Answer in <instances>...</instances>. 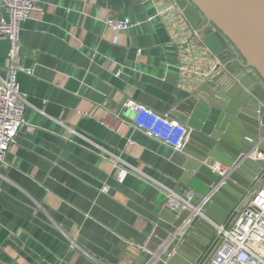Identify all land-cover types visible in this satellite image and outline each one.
I'll return each mask as SVG.
<instances>
[{
	"label": "crops",
	"instance_id": "0c3cea01",
	"mask_svg": "<svg viewBox=\"0 0 264 264\" xmlns=\"http://www.w3.org/2000/svg\"><path fill=\"white\" fill-rule=\"evenodd\" d=\"M39 2L19 40L34 69L18 74L27 124L0 162V264H136L176 165L170 146L126 123L125 103L178 118L209 50L160 0ZM108 17L135 25L114 31ZM10 45L0 40L4 77Z\"/></svg>",
	"mask_w": 264,
	"mask_h": 264
},
{
	"label": "water",
	"instance_id": "95a60500",
	"mask_svg": "<svg viewBox=\"0 0 264 264\" xmlns=\"http://www.w3.org/2000/svg\"><path fill=\"white\" fill-rule=\"evenodd\" d=\"M176 1L209 52L176 104L190 133L171 156L174 189L136 264H196L264 168L253 154H264V0Z\"/></svg>",
	"mask_w": 264,
	"mask_h": 264
},
{
	"label": "built area",
	"instance_id": "2783aa9c",
	"mask_svg": "<svg viewBox=\"0 0 264 264\" xmlns=\"http://www.w3.org/2000/svg\"><path fill=\"white\" fill-rule=\"evenodd\" d=\"M160 2L164 3V7L159 10V14L163 15L171 10L177 12L190 25L193 40L204 46L201 33L188 21L178 2ZM35 11H44L39 0H0V40L6 37L11 44L6 58L8 76L0 74V162H4L18 132L27 124V100L20 92L18 74H33L34 69L26 68L18 53L21 22ZM104 22L114 31L126 30L135 25L129 19L112 17L105 18ZM119 74L120 70L116 72V75ZM262 105L264 107V103ZM124 109L132 115L126 123L135 129L163 142L174 151L183 148L190 129L179 118L159 114L134 99H128ZM253 154L255 158L264 159L261 152ZM114 163L117 164L116 161ZM221 165L222 163L216 162L214 170L224 174L227 168L223 169ZM215 228L216 232L209 242L207 252L196 264H264V168L226 219L215 224ZM98 264L107 263L98 261Z\"/></svg>",
	"mask_w": 264,
	"mask_h": 264
}]
</instances>
